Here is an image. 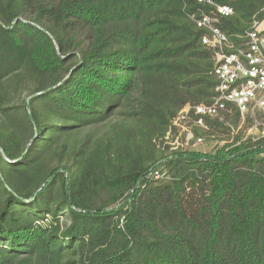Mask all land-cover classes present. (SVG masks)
I'll return each instance as SVG.
<instances>
[{
    "label": "trees",
    "instance_id": "trees-1",
    "mask_svg": "<svg viewBox=\"0 0 264 264\" xmlns=\"http://www.w3.org/2000/svg\"><path fill=\"white\" fill-rule=\"evenodd\" d=\"M216 2L0 0V264H264V140L162 147L216 84L190 16L237 45L264 6Z\"/></svg>",
    "mask_w": 264,
    "mask_h": 264
},
{
    "label": "built area",
    "instance_id": "built-area-1",
    "mask_svg": "<svg viewBox=\"0 0 264 264\" xmlns=\"http://www.w3.org/2000/svg\"><path fill=\"white\" fill-rule=\"evenodd\" d=\"M196 1L212 7L218 16L233 15L230 6L216 2L230 0ZM262 12L264 6L252 17L250 27L236 35L237 45L218 29L217 17L201 10L197 15L190 16L196 27L203 31L202 44L213 52L212 74L216 84L208 102L186 104L177 112L162 140V147H168L170 152L186 153L198 151L196 149L198 146L217 141L195 136L196 130L200 132L210 130L206 123L208 119L223 122L229 129V140L222 141L216 150L229 145L225 148L227 152L247 140L251 142L264 140V123L258 118L259 115L264 117V17L258 19ZM233 114L237 115L234 123L228 120V116L231 117ZM240 135V139L235 141ZM143 179L156 181L168 178L166 172L153 167L145 173ZM133 192L134 190L131 191Z\"/></svg>",
    "mask_w": 264,
    "mask_h": 264
},
{
    "label": "rangeland",
    "instance_id": "rangeland-1",
    "mask_svg": "<svg viewBox=\"0 0 264 264\" xmlns=\"http://www.w3.org/2000/svg\"><path fill=\"white\" fill-rule=\"evenodd\" d=\"M259 121H263V123H264V117L262 116V115H259ZM221 140H217V141H214L213 143H208V142H206V143H208L207 145L206 144H204V145H200V146H198L196 149L198 150V151H200V152H202V153H214L215 151H217L216 149H217V147H220V145H221V142L223 141V140H225L226 138H220ZM195 148V147H194ZM161 169V168H160ZM162 171H163V169H161ZM163 172H165V170L163 171ZM125 205V201L123 200L121 203H120V205L119 206H124Z\"/></svg>",
    "mask_w": 264,
    "mask_h": 264
}]
</instances>
